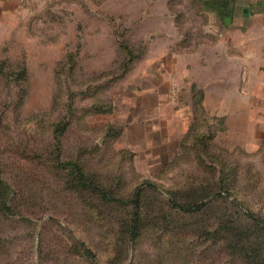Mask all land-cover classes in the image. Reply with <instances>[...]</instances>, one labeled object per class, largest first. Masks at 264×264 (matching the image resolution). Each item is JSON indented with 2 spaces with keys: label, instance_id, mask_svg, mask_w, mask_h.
<instances>
[{
  "label": "rangeland",
  "instance_id": "374dc122",
  "mask_svg": "<svg viewBox=\"0 0 264 264\" xmlns=\"http://www.w3.org/2000/svg\"><path fill=\"white\" fill-rule=\"evenodd\" d=\"M201 11L197 0H0V170L15 191V212L0 211V264H83L77 238L103 264H264V99L231 98L225 108L216 94L205 99L209 111H229L228 128L197 109L194 79L204 88L209 79L194 62L213 61L205 45L223 44ZM164 54L179 89L173 107L189 117L184 134L134 106L136 76ZM236 56L232 48L231 95ZM148 118L155 127L137 122ZM58 151L82 160L113 197L143 192L136 241L123 234L131 203L73 187L77 174L53 164ZM170 196L206 202L187 213Z\"/></svg>",
  "mask_w": 264,
  "mask_h": 264
},
{
  "label": "crops",
  "instance_id": "0c3cea01",
  "mask_svg": "<svg viewBox=\"0 0 264 264\" xmlns=\"http://www.w3.org/2000/svg\"><path fill=\"white\" fill-rule=\"evenodd\" d=\"M207 21L217 23V28L206 29L208 35L213 33L218 35L219 41H222V45L212 44L205 45L206 47H214V59L204 60L202 63L194 62V69L199 66L207 69L208 74V85L204 88L200 81L198 82L194 79V103L196 95L200 93L202 99V105L206 108L204 104L205 99L212 98L213 94H216L213 98L217 99L218 106L225 108V100L235 99L244 100L248 98H263L257 93L258 83H264V0H237L236 11L234 15V25L237 28L231 29L229 24L224 29L226 25L222 24L217 14L214 11H207L206 14ZM208 22V23H209ZM220 26L223 28H220ZM209 27V26H208ZM211 27V26H210ZM236 34L238 37L237 45H230L229 42L231 35ZM155 36V34H151ZM235 51L236 60H238V87L233 95L229 91L230 87V77H231V49ZM199 49V48H198ZM194 50V54L198 52ZM169 54V52H168ZM167 54L160 55L157 61H154L155 68L148 65L144 71L139 73L136 77L141 78L143 84L135 86L134 91V101L135 107L138 106L146 112H154L157 115L155 119L161 118L166 125L167 132L172 135L173 125L177 124L182 126L179 130L184 134L189 128V117L184 113L183 106L180 108L173 107V103L179 100V89L174 84L175 77L174 71L167 70V62L165 60ZM216 63V64H215ZM221 67L218 73L214 71V67ZM157 70H154L156 69ZM167 73V75H166ZM161 75L165 76L161 80ZM168 76V77H167ZM167 81L168 88L164 87V82ZM261 79L258 80L259 78ZM173 84V85H172ZM218 85L217 88L215 86ZM244 85V87H243ZM178 103V102H177ZM132 105V106H133ZM168 108V112L165 108ZM170 108V109H169ZM186 109V108H185ZM208 114L217 116H222L225 121L226 128L230 126L229 123V111L225 112H211L209 108L207 109ZM184 112V111H183ZM138 124L147 125L153 128L151 120L143 119V121H137Z\"/></svg>",
  "mask_w": 264,
  "mask_h": 264
},
{
  "label": "trees",
  "instance_id": "16d2710c",
  "mask_svg": "<svg viewBox=\"0 0 264 264\" xmlns=\"http://www.w3.org/2000/svg\"><path fill=\"white\" fill-rule=\"evenodd\" d=\"M202 5V11L205 13V16L207 14V11H214L219 21L227 25L233 21L235 11H236V4L237 0H197ZM122 46L127 48L128 54H132L134 50L132 51L128 49L125 42H120ZM129 60V59H127ZM126 62V61H125ZM71 68L73 69V65H71ZM23 73V72H22ZM195 98V106L198 108H204L202 105V99L201 95L198 94ZM207 114L205 117L206 119L209 118ZM66 125V123H65ZM65 126L62 127L64 129ZM214 131L211 129L208 134L204 135H195V141H206L205 139L210 140L212 138ZM195 146V145H194ZM210 147L209 145H207ZM56 161V162H55ZM54 166L60 170H66L69 174H77V179L74 178L69 183L74 186L80 187V189H87L92 190L93 192L97 193L98 195L101 194L102 198H107L110 200H118L121 202H126V204L131 203V217L128 223L124 225L125 230L123 231V234L126 233L127 237H129V241L134 242L137 240L139 234H140V222H141V196L143 194L142 191H138L136 196L130 200H124L119 199L117 197H113L112 195H109V191L106 190V187L103 186V183L98 182L94 176H92L89 171L86 169V165L83 163L82 160L77 158H64L62 155H60L59 151L53 159ZM76 179V181H75ZM221 178V182L224 181ZM0 184L2 185V191L0 192V211L4 214H10V212L14 213L13 209V203L12 200L14 199V192L12 188H8L6 182L3 180V176L0 170ZM151 186H157V184L153 182H149ZM104 187V188H103ZM8 189V190H7ZM13 195H12V193ZM108 191V192H107ZM226 191L229 194H232L233 191L226 187ZM108 193V194H107ZM221 193V190L215 191L214 196L219 195ZM198 198V197H197ZM195 199L194 201H178L174 196L169 197V204H171L176 209L187 212V213H193L195 211H198L202 209L205 205L206 200H199ZM262 231L264 232V226H261ZM117 247V245H116ZM71 248V247H69ZM116 249V248H115ZM73 254H76L77 256H81L83 260V264H103L102 258L103 256H100L98 252L95 251L94 248H92L86 240H83L81 238H77L76 244L72 247ZM112 251V250H111ZM115 260H108L107 264H116Z\"/></svg>",
  "mask_w": 264,
  "mask_h": 264
}]
</instances>
